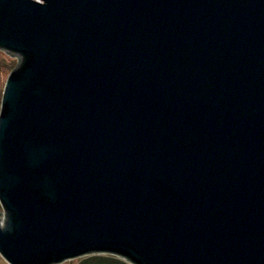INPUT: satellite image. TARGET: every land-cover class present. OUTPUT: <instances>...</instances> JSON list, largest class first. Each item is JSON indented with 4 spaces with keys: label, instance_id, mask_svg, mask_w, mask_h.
<instances>
[{
    "label": "water",
    "instance_id": "water-1",
    "mask_svg": "<svg viewBox=\"0 0 264 264\" xmlns=\"http://www.w3.org/2000/svg\"><path fill=\"white\" fill-rule=\"evenodd\" d=\"M0 254L264 264V0H0Z\"/></svg>",
    "mask_w": 264,
    "mask_h": 264
},
{
    "label": "rangeland",
    "instance_id": "rangeland-1",
    "mask_svg": "<svg viewBox=\"0 0 264 264\" xmlns=\"http://www.w3.org/2000/svg\"><path fill=\"white\" fill-rule=\"evenodd\" d=\"M19 63V59L16 57H13L9 55L7 52L1 51L0 50V110L2 107V99H3V94L5 90V86L7 83V80L11 74V72L17 67ZM3 215V208L0 204V217ZM103 255H111L114 257H117L118 259H121L124 261L125 264H132L129 260H127L125 257L119 256V255H112V254H103ZM88 257H83V258H78V259H71V260H66L61 264H81L85 259L89 258ZM0 264H9L0 254Z\"/></svg>",
    "mask_w": 264,
    "mask_h": 264
},
{
    "label": "trees",
    "instance_id": "trees-1",
    "mask_svg": "<svg viewBox=\"0 0 264 264\" xmlns=\"http://www.w3.org/2000/svg\"><path fill=\"white\" fill-rule=\"evenodd\" d=\"M81 264H125L124 261L111 255H95L85 259Z\"/></svg>",
    "mask_w": 264,
    "mask_h": 264
}]
</instances>
